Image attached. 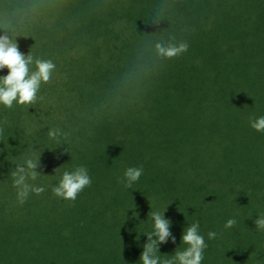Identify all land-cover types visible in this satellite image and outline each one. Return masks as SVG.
I'll use <instances>...</instances> for the list:
<instances>
[{"label":"trees","instance_id":"1","mask_svg":"<svg viewBox=\"0 0 264 264\" xmlns=\"http://www.w3.org/2000/svg\"><path fill=\"white\" fill-rule=\"evenodd\" d=\"M0 35L55 65L31 104L0 105V224L29 208L111 225L163 212L199 223L201 264H264V132L249 124L264 116V0H0ZM29 158L44 190L21 204L14 173ZM77 166L90 185L57 198ZM129 167L143 172L126 188Z\"/></svg>","mask_w":264,"mask_h":264},{"label":"rangeland","instance_id":"2","mask_svg":"<svg viewBox=\"0 0 264 264\" xmlns=\"http://www.w3.org/2000/svg\"><path fill=\"white\" fill-rule=\"evenodd\" d=\"M21 44L17 48L22 54ZM54 208H29L26 221L19 211L21 222L0 224V264H142L139 257L152 224L77 223L74 209ZM184 229L170 221L171 235L157 253L162 260L186 247L181 241Z\"/></svg>","mask_w":264,"mask_h":264},{"label":"clouds","instance_id":"3","mask_svg":"<svg viewBox=\"0 0 264 264\" xmlns=\"http://www.w3.org/2000/svg\"><path fill=\"white\" fill-rule=\"evenodd\" d=\"M186 43H172L167 47L157 45L159 54L170 59L187 51ZM34 66V70H33ZM7 69V74L0 76V105L11 108L13 102L17 105H29L36 99V94L41 85L50 80L55 65L51 60L34 58L29 52L27 55L18 51L14 39L6 35H0V70ZM250 127L257 132H264V116L249 121ZM51 138H55L54 132H49ZM39 159H26L23 166H18L14 173V184L18 187V198L22 204L29 192L40 193L44 189L35 187L28 181H34L40 173L36 171ZM143 169L141 167H129L123 173V183L126 188L140 178ZM91 178L88 169L77 166L72 170L63 172L58 183L52 188L57 198L74 201L77 194L90 185ZM152 230L145 233L147 243L140 254L142 264H201L204 259V250L207 248L204 236L200 234L199 223L194 222L183 230L181 241L186 245L182 251H177L170 259H161L159 252L160 243L167 242L170 233L168 231L170 220L165 219L162 213H152ZM234 219H228L224 227L231 228L235 224ZM257 229H264V216H257L254 221ZM208 239L215 238V232L207 233ZM175 243V237H171Z\"/></svg>","mask_w":264,"mask_h":264}]
</instances>
